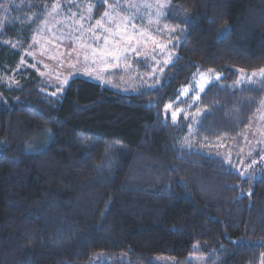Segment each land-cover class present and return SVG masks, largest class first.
<instances>
[{
    "label": "trees",
    "instance_id": "1",
    "mask_svg": "<svg viewBox=\"0 0 264 264\" xmlns=\"http://www.w3.org/2000/svg\"><path fill=\"white\" fill-rule=\"evenodd\" d=\"M50 2L18 0L0 31V264H264V160L243 174L207 142L240 145L262 105L264 79L235 83L264 68V0H172L189 15L171 18L156 86L75 77L56 92L31 69L7 85ZM206 70L222 77L184 147L187 124L164 107Z\"/></svg>",
    "mask_w": 264,
    "mask_h": 264
},
{
    "label": "rangeland",
    "instance_id": "2",
    "mask_svg": "<svg viewBox=\"0 0 264 264\" xmlns=\"http://www.w3.org/2000/svg\"><path fill=\"white\" fill-rule=\"evenodd\" d=\"M12 4L18 5V0H0V31ZM100 5L103 9L98 12ZM44 6L46 12L33 30L27 49L22 51L16 70L4 76L3 81L9 86L16 85L17 74L27 69L35 71L56 92L75 77L123 93L156 86L174 60L172 45L177 28L171 18L184 20L189 15L172 0H51ZM4 43L8 42L0 38V44ZM262 69L238 71L235 86L264 79ZM221 77L213 70L198 72L174 101L166 103L165 115L173 123L182 120L187 124L184 147L196 148V126L203 113L200 95ZM207 142L211 143L210 154L221 157L241 173L253 169L259 159L264 160V100L243 131L240 145H223L220 140L217 144ZM103 257L101 253L94 254L89 264H100L106 260ZM192 258L195 264H204L202 257ZM157 260L161 264L173 262L165 256Z\"/></svg>",
    "mask_w": 264,
    "mask_h": 264
},
{
    "label": "snow or ice",
    "instance_id": "3",
    "mask_svg": "<svg viewBox=\"0 0 264 264\" xmlns=\"http://www.w3.org/2000/svg\"><path fill=\"white\" fill-rule=\"evenodd\" d=\"M101 2L103 3L104 0H101ZM131 7H135V5H130ZM165 5H160V7H164ZM105 16H108V13H105ZM261 73H264V69L261 70ZM173 119H175V114H173Z\"/></svg>",
    "mask_w": 264,
    "mask_h": 264
}]
</instances>
